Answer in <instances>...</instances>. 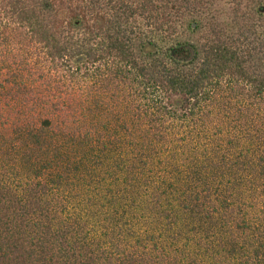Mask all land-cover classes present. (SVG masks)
Here are the masks:
<instances>
[{
  "label": "trees",
  "instance_id": "trees-1",
  "mask_svg": "<svg viewBox=\"0 0 264 264\" xmlns=\"http://www.w3.org/2000/svg\"><path fill=\"white\" fill-rule=\"evenodd\" d=\"M0 264H264V0H0Z\"/></svg>",
  "mask_w": 264,
  "mask_h": 264
},
{
  "label": "rangeland",
  "instance_id": "rangeland-1",
  "mask_svg": "<svg viewBox=\"0 0 264 264\" xmlns=\"http://www.w3.org/2000/svg\"><path fill=\"white\" fill-rule=\"evenodd\" d=\"M179 38L191 40V39H194V33L190 29H183L179 33ZM120 92L121 94L123 93L122 91Z\"/></svg>",
  "mask_w": 264,
  "mask_h": 264
}]
</instances>
